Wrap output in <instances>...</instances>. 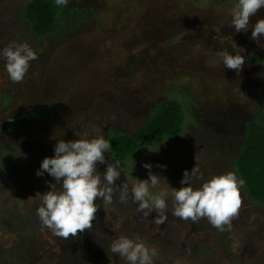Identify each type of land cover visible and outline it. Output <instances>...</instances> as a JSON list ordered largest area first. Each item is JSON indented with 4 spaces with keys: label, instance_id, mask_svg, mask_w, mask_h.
I'll return each mask as SVG.
<instances>
[{
    "label": "rangeland",
    "instance_id": "obj_1",
    "mask_svg": "<svg viewBox=\"0 0 264 264\" xmlns=\"http://www.w3.org/2000/svg\"><path fill=\"white\" fill-rule=\"evenodd\" d=\"M27 2L0 0V50L27 43L38 56L19 83L0 57V264H128L110 250L121 235L155 248L154 264H264V207L251 203L242 187L230 230L207 218L172 215L173 189L183 186L185 170L199 168L194 187L232 172L244 123L264 124V63L246 60L264 49V37L250 39L264 8L250 18L247 32H237L229 27L237 0H69L60 5L59 31L38 38L22 18ZM225 53L245 58L240 72L223 66ZM165 97L182 106L180 134L123 161L115 185L104 182L113 188L111 204L95 201L90 231L65 240L43 226L37 209L56 181L37 172L58 140L129 133ZM35 107L46 115L2 128ZM105 158L97 164L100 173L114 165L107 151ZM150 171L159 177L156 186L148 182L150 192L166 193L163 223L155 210L138 211L131 198L132 185L150 180ZM123 184L129 196L121 201Z\"/></svg>",
    "mask_w": 264,
    "mask_h": 264
},
{
    "label": "clouds",
    "instance_id": "obj_2",
    "mask_svg": "<svg viewBox=\"0 0 264 264\" xmlns=\"http://www.w3.org/2000/svg\"><path fill=\"white\" fill-rule=\"evenodd\" d=\"M69 0H56L57 5L68 4ZM261 8L264 0H237L231 9V22L237 32H247L250 27V18ZM250 39L256 41L264 37V18H259L251 25ZM0 57L5 58V68L9 78L16 83L23 80L30 62L38 58L37 53L27 43H9L0 50ZM224 67L240 72L245 58L240 54L225 53L221 57ZM112 145L103 134L89 138H79L65 141L59 139L54 148L52 157H45L37 175L47 172L54 177L56 183L50 184V190L42 195V206L38 207L37 215L42 225L65 240L78 237L80 233L92 228L96 218L98 206L97 198L105 204L112 202V187L120 177V162L114 165L107 164L106 171H97L98 163H106L105 152H109ZM145 168H151L149 164ZM199 168L193 167L189 172L184 171L181 180L182 187L173 189L172 215L183 220L198 222L207 218L208 222L225 231L231 229L232 220L238 217L242 207L240 189L244 184L238 180L234 172L213 175L201 186L192 185L193 178L200 179ZM150 180H139L131 187V198L138 205V211L148 216L155 210L158 215L156 222L163 223L165 214L166 193L153 194L149 189L159 183V177L149 172ZM57 184L60 189L57 190ZM120 187V199L124 201L129 196V186ZM110 250L125 258L128 264H154V257L158 256L155 248H149L139 238L133 240L121 235L111 243Z\"/></svg>",
    "mask_w": 264,
    "mask_h": 264
},
{
    "label": "trees",
    "instance_id": "obj_3",
    "mask_svg": "<svg viewBox=\"0 0 264 264\" xmlns=\"http://www.w3.org/2000/svg\"><path fill=\"white\" fill-rule=\"evenodd\" d=\"M59 10L61 6L55 0H28L22 9V18L36 37L43 38L59 31ZM246 60L250 64L264 63V49L247 56ZM44 115V107L29 108L4 121L2 128L25 126ZM184 119L179 101L168 97L161 99L133 131L107 136L112 145L108 152L110 159L122 165L142 146L179 135ZM232 172L238 180L244 181L242 189L249 201L264 207V124L253 120L244 123L241 144L232 159Z\"/></svg>",
    "mask_w": 264,
    "mask_h": 264
}]
</instances>
